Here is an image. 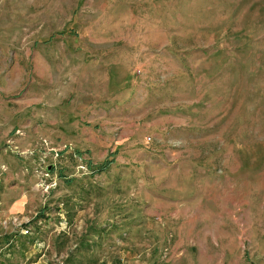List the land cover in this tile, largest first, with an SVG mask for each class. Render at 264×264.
<instances>
[{
    "label": "rangeland",
    "instance_id": "374dc122",
    "mask_svg": "<svg viewBox=\"0 0 264 264\" xmlns=\"http://www.w3.org/2000/svg\"><path fill=\"white\" fill-rule=\"evenodd\" d=\"M0 264H264V0H0Z\"/></svg>",
    "mask_w": 264,
    "mask_h": 264
},
{
    "label": "trees",
    "instance_id": "16d2710c",
    "mask_svg": "<svg viewBox=\"0 0 264 264\" xmlns=\"http://www.w3.org/2000/svg\"><path fill=\"white\" fill-rule=\"evenodd\" d=\"M100 170H102V169H100Z\"/></svg>",
    "mask_w": 264,
    "mask_h": 264
}]
</instances>
